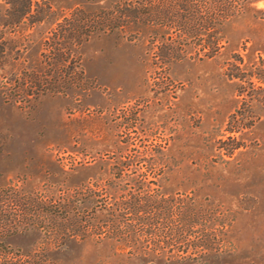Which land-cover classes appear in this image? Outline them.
Wrapping results in <instances>:
<instances>
[{
  "label": "rangeland",
  "instance_id": "1",
  "mask_svg": "<svg viewBox=\"0 0 264 264\" xmlns=\"http://www.w3.org/2000/svg\"><path fill=\"white\" fill-rule=\"evenodd\" d=\"M48 1L58 21L82 8L121 12L124 25L80 45L74 69L89 79L86 91L72 87L28 105L15 102L11 88L9 100L0 96V187L41 206L75 195L71 189L82 184L107 202L141 188L155 205L183 199L198 216L185 239L163 233L176 226L170 217L157 220V235L95 242L64 241L40 213L44 227L0 232L13 264H264V83L250 75L264 66V0H236L226 14L218 7L215 23L204 2ZM5 7L0 0V36L12 51L0 77L13 85V72L23 75L54 24L2 26ZM136 179L145 184L137 187ZM140 244L161 248V258L129 253Z\"/></svg>",
  "mask_w": 264,
  "mask_h": 264
},
{
  "label": "trees",
  "instance_id": "2",
  "mask_svg": "<svg viewBox=\"0 0 264 264\" xmlns=\"http://www.w3.org/2000/svg\"><path fill=\"white\" fill-rule=\"evenodd\" d=\"M2 1L6 5L2 14V26L14 28L24 22H28L29 27L41 22L54 24L46 32L47 34L43 36L38 52L30 58L31 62L23 75L16 76V73L13 72V85L2 82V77H0V83H2L0 84V96L5 100H9L10 98H8L6 93H9L8 89L11 88L15 95L12 99L15 102L18 101L27 105L30 101H35L47 94H68V90L72 87L79 88L81 91H86L90 88L89 79L84 75L81 66L78 70L74 69V67H77L75 64L79 63L77 61L80 60L78 52L80 45L101 30L122 29L124 25L118 20L122 17L121 12L119 15H117V12L115 15L114 13H103L102 15L99 11L89 12L82 8H75L69 16H63L58 21L57 12L48 0ZM180 1L193 4V8L195 6L199 7L201 2H204L205 6L208 3L210 9H212L211 12H213L209 19L210 23H215L219 19L216 17L215 9L219 7V10L225 13L237 3L236 0ZM134 13L137 15L136 9ZM123 17L125 18L126 16ZM137 20V16H134L133 21L137 22ZM2 37L0 36V63L12 51L10 47H8L9 51H7L6 42L1 40ZM206 44L210 50L214 51L218 40L211 38ZM24 50L26 51L25 45L16 48L15 56L13 57L16 65L22 63ZM210 50L206 54L212 55L213 51ZM258 69L261 70L258 71ZM258 69L255 67V70L250 75L254 76L259 82L264 83V76L260 73V71H264V66ZM122 173V169H118V172H116L118 176H116L119 178ZM134 183L137 187H140L145 184V181L136 179ZM87 185L75 186L71 189L75 190V195H69L61 201L51 200L49 205L43 206L32 197H26L29 200L25 198L23 202H20L15 198L18 193H15L14 189L6 186L0 187V203L2 202V205L0 204V232H17L23 229L44 227L37 220L40 213L46 214L50 218L51 222L44 224L48 227V231L59 232L64 241L70 239H91L99 242L103 238L138 241L144 234L157 235L159 232L154 231L155 226L159 224L157 220L170 217L177 218L176 226H167L169 231L166 230L163 233L170 237L176 235L178 238L184 237L183 239H185L188 233H191L193 225L196 224L197 220L195 221L194 217L198 216V214L191 203L184 204L183 199L176 198L172 202L171 200L168 202L162 199V205H155L149 197L143 195L142 191H140L141 188H139V191L130 194L128 198L121 196L120 198H114V202H107V199L111 198L100 197L98 190H91ZM5 199H8L7 201L11 206L8 210L3 204ZM13 206H16L17 210ZM25 207L32 209V212H22ZM43 207L46 209H43ZM101 209L106 212L103 219L97 216V213L102 211ZM25 213L29 214L25 215ZM145 226L150 228L147 229ZM176 227L178 228L175 229ZM129 253L139 258L153 257L154 259L162 256L161 248L147 246L146 244L131 247ZM12 254V250L7 245H0V264L15 263L12 261ZM24 262L25 264L28 263Z\"/></svg>",
  "mask_w": 264,
  "mask_h": 264
}]
</instances>
